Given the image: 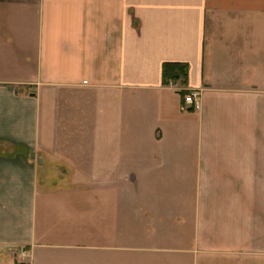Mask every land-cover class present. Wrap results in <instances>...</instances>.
<instances>
[{
	"label": "crops",
	"instance_id": "crops-1",
	"mask_svg": "<svg viewBox=\"0 0 264 264\" xmlns=\"http://www.w3.org/2000/svg\"><path fill=\"white\" fill-rule=\"evenodd\" d=\"M0 264H264V0H0Z\"/></svg>",
	"mask_w": 264,
	"mask_h": 264
},
{
	"label": "trees",
	"instance_id": "trees-1",
	"mask_svg": "<svg viewBox=\"0 0 264 264\" xmlns=\"http://www.w3.org/2000/svg\"><path fill=\"white\" fill-rule=\"evenodd\" d=\"M162 85L164 87L172 85H179L183 87L186 85L187 80V66L180 64H164L161 71ZM180 98H184L188 95L185 90H180L178 92Z\"/></svg>",
	"mask_w": 264,
	"mask_h": 264
},
{
	"label": "rangeland",
	"instance_id": "rangeland-1",
	"mask_svg": "<svg viewBox=\"0 0 264 264\" xmlns=\"http://www.w3.org/2000/svg\"><path fill=\"white\" fill-rule=\"evenodd\" d=\"M114 168H116V167H114ZM118 168H122V167H117V169ZM132 168V167H131ZM164 168H166L168 171H170V168H168V167H164ZM177 168L176 167H174L173 168V170L175 171ZM176 181H174V184H173V186L171 187V192H172V199H171V201H173V200H176V199H178L180 196V194H179V191H180V186L179 185H177V182H178V180H177V182L175 183ZM168 205H169V203H168ZM178 205L177 204H175L174 202L172 203V207H173V213L175 214L176 213V207H177ZM128 207H129V205H128V203H126V205H125V208H126V210H125V215H126V219L129 217V215H131V212H129L128 213ZM169 223L170 224H172L173 223V221H169ZM167 225H169V224H167ZM94 226H100V220H97V222H94ZM124 226L125 227H133V221H132V217H130L128 220H126L125 221V224H124ZM174 226V225H173ZM173 226H172V228H173ZM174 238V237H173Z\"/></svg>",
	"mask_w": 264,
	"mask_h": 264
},
{
	"label": "built area",
	"instance_id": "built-area-1",
	"mask_svg": "<svg viewBox=\"0 0 264 264\" xmlns=\"http://www.w3.org/2000/svg\"><path fill=\"white\" fill-rule=\"evenodd\" d=\"M196 99V94H190L187 97L184 98V103L188 106H192V104L194 103ZM25 253L21 252V256H24Z\"/></svg>",
	"mask_w": 264,
	"mask_h": 264
}]
</instances>
